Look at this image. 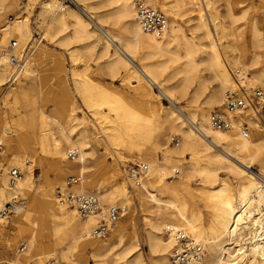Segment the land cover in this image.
Wrapping results in <instances>:
<instances>
[{"label":"bare ground","instance_id":"6f19581e","mask_svg":"<svg viewBox=\"0 0 264 264\" xmlns=\"http://www.w3.org/2000/svg\"><path fill=\"white\" fill-rule=\"evenodd\" d=\"M17 1L0 0V14L18 4ZM78 1L79 6L83 5L80 8L70 5L62 6L60 1L56 4L55 0L47 3L46 8L52 13V24L56 31L71 25L72 35H66L63 40L86 36L93 37V43L96 44L102 39L103 53L111 57L108 59L107 67L116 73L119 69L124 71L122 82L128 86L131 97L137 98L136 105L143 109L144 113L141 114L133 110L128 103L119 102L115 96L111 102L107 99L104 101L98 99L93 102L87 94L89 88L84 86L80 88V95L86 106L99 122L104 123L101 143L104 142L107 153L112 155L111 149L116 153H120V150H127V152L134 150L137 161L147 165V171L142 180L137 183L131 182V185L137 191L139 207L147 221L148 249L154 255L155 264H174L170 258L176 241L171 235L163 236L166 225L183 229L190 237L203 244L204 249L200 258L189 261L187 264H264V123L258 115L249 110L247 113L244 111L242 116L235 117L232 128L213 129L207 123L208 111L204 109L203 103H198L194 109L187 110V115H184L173 106L172 87L164 86L160 80V75L170 68L169 64L184 59L181 66L174 68L173 71L170 70L171 75L182 76L177 84L182 95L195 81L191 91V97L195 98L199 93L205 92L206 86L205 78L196 77L194 71L201 63H205L210 79L217 83V88L207 92L205 96L204 103L209 107L213 103L221 104L222 90L227 91L233 87L235 89L237 81L264 86V65L255 66L258 62L264 61V50L259 49L254 54L245 53L241 28L234 26V23L239 17H243L246 11H255L264 19V0H258L255 3L251 0L226 1V10L232 23L231 33L240 39L238 44L241 47L240 52L236 55L234 53L231 59L223 55L217 44L218 36L214 32L217 30V22L210 19L208 15L207 0H197L194 3L198 11L195 26L199 29L203 28L202 35L208 39L202 51L204 54L202 57H198L195 43L182 32V27L174 19V14L167 11L168 7L163 0H145L153 7L158 5L166 10L170 17L168 33L166 34L164 30L160 36L141 31L135 19L132 0H103L109 4L116 3V8L113 11H103L102 14L94 10L96 5L93 3L86 0ZM244 1H246L245 4L238 7ZM235 9H239V12ZM101 16H113L120 20L127 17L128 23L123 26L125 34L117 35L101 26L99 24ZM69 19H72V24ZM247 26L251 43L259 48L264 46V34L257 18H249ZM3 31L4 38L6 34L28 35L30 33L28 16L24 15L21 18L16 16L13 21L5 25ZM177 40L181 41V52L171 49L172 45H176ZM39 43L40 41H36L34 46ZM40 45L39 51L42 52L44 44ZM139 49L143 53L140 60L159 57L167 52L171 55L169 59H156L149 63L138 64L135 62V57ZM39 58L42 64L38 84L40 110L43 111L46 103H53L52 112L38 114L40 125L37 135L34 113L31 111L30 123L25 128L24 136H16L15 141L10 138L8 127L4 124L0 125V145L3 143L6 146L7 153H10L9 163L20 168L22 173L11 186L7 183L4 172L0 177V209L4 204H10L9 218L13 226V234L10 235L6 234L4 229L0 230V242L12 247L14 240L23 238L27 247L24 252L16 251L15 260L9 264H29L30 262H32L30 264H46L49 258H53L56 264L60 262L80 264L82 259H72V253L81 251L87 246L91 248L90 256L97 264H143L134 232L132 231L127 239L124 237L126 224L116 221L111 228V234L117 243L124 246L121 252H112L109 242L92 238L91 231L96 225V219L107 207L116 206L115 204L118 203L122 212L129 210V218L134 207L128 198L126 181L119 175L115 164L107 171L102 170L105 175L100 180H95L86 173L89 169H94L96 173L101 171L97 168V163L88 165L90 158L94 157L95 148L87 138V131L85 129L75 131L74 126H67L68 121L78 120L80 123L83 119L72 115L75 109L74 101L67 97L69 90L64 78L59 75L56 84L49 82L48 70L54 73L61 69L59 59H54L52 65L46 66L42 61L43 58L41 56ZM232 69L235 73L237 71V75L232 74ZM10 71L6 57L2 56L0 85L6 83ZM241 78L244 80L241 81ZM153 84L158 86L159 95L167 97L172 102L171 105L154 102L158 94L153 92ZM246 89L248 90L249 87L247 86ZM22 93L26 95L25 90H22ZM103 103L109 105V109L115 113L113 118L99 110ZM241 118L252 124L256 135L241 134L238 129ZM194 124L201 130L202 135L194 130ZM49 125H54L59 138L53 137L49 147H44L43 142L48 134H53ZM168 132L180 134L181 144L179 146L178 142L174 147L165 146L163 153L166 159L160 161L156 157L160 147L159 141ZM36 135L40 150L49 154L51 158L49 164L55 180L62 179L65 171L89 177L86 181L84 178L81 179L74 189L92 191L94 190L92 187L95 186V194L97 197L100 194L107 204L106 207L100 206V213L78 218L74 208L68 210L67 207L59 204L46 187L42 191L37 206L33 205L31 200H22V195H27L32 189L34 180L31 163H24L26 160L29 161V158L22 159V156H26L29 148H33L35 141L33 139H36ZM150 140L152 141L150 147L142 145V142ZM72 148L78 150V157L71 161L67 158V151ZM184 152L191 154L190 159L182 158ZM254 160H257L260 165L257 173L251 170ZM201 161L204 162L199 164ZM180 168L210 185L220 180L214 187H201L197 190L205 206L211 211L206 224L202 212L193 206L194 194L188 190V187L182 186V183L170 186L164 182L169 171H179ZM220 169H225L236 179V190H233L225 178H219ZM114 176H120V182L106 186V182H110ZM155 186H158V192H155ZM182 191L185 194H181ZM163 195L166 196L163 198ZM60 232L63 234L61 240L67 241V246L60 252V260H58L51 240L54 233Z\"/></svg>","mask_w":264,"mask_h":264},{"label":"rangeland","instance_id":"374dc122","mask_svg":"<svg viewBox=\"0 0 264 264\" xmlns=\"http://www.w3.org/2000/svg\"><path fill=\"white\" fill-rule=\"evenodd\" d=\"M53 0H18V4L7 8L0 14V25H7L10 21H13L16 16L23 17L24 15L28 16V24L30 33L26 34H18V35H8L6 37H14L17 39L21 46L29 44L33 38H40V43L33 47L32 54L29 62L27 63L24 71L21 73L20 76L16 78L15 81L10 82L8 80V76L6 79V83L0 85V125L4 124L8 127L10 132V138L15 141V137H23L25 133V128H27L29 122V113L32 111L34 113V121H35V131L37 135L39 134V125L40 120L38 114L40 113H51L53 108V103H46L43 107V111H41V102L39 100V91H38V84H39V75L41 69V61L39 60V56L43 59L42 61L46 66L52 65L54 59H59L60 70L57 71H50L49 72V82L55 83L57 77L62 75L69 90L67 97L74 101L75 109L72 111V115L82 118L83 120L79 123L78 120L76 121H68L67 126L71 125L75 127V131L79 130H86L87 131V138L89 139L90 144L92 145L95 151L94 157L90 158L88 165H92L97 163V168L100 169L101 172H95V170H88L86 173L91 175L92 178L95 180H100L105 174L102 170L107 171L111 169L113 164L119 170V175L122 176L127 185L128 190V198L132 203L133 211L130 214L129 218V210H125V213L120 210V216L116 220L117 222L120 221L125 225V235L126 239L130 236L132 231L137 239L139 244V249L141 252V257L143 260V264H155L154 255L150 253L148 249L147 243V221L144 218L143 212L140 210L139 207V199L137 196V191L131 185V182L126 176V166L139 162L137 158L134 156L136 152L134 150L128 151L127 150H120V153H116L113 149H111V153H107L104 148V142L101 143L102 138V126L104 125L103 122H99L92 114L91 110L86 106L83 98L80 95V88L84 86L85 88H89L87 91L90 100L96 102V100H110L113 101L115 98L121 103H128L130 107L133 108L135 111H139L143 114V109L136 105L138 103L137 98L131 97V93L128 90V86L122 82V77L125 75L124 71L119 69V72L111 71L107 67L108 59L111 57L108 54L103 53V44L102 39L97 42L96 44L93 43V37H81V38H69L68 40H63L66 35H72V27L71 25L67 28L56 31L54 25L52 24V13L49 12V9L46 8L47 3H51ZM78 1V0H77ZM88 2L93 3L95 6V11L99 12L100 14L103 11H113L116 8V3H106L103 0H86ZM197 0H163L168 7L167 11H171L174 14V19L178 22L179 26L182 27V32L187 35L192 41L195 43L196 48L198 49V57H202L203 49L206 47L208 43V39L202 35L204 29L196 28V15L198 11L196 10L197 5L194 4ZM227 0H207L208 3V15L210 19H214L217 22V30H214L217 33V44L221 48V52L223 55L227 56L228 59L230 57L238 54L241 50L239 43L240 39H237L234 34L231 33V25L230 18L227 13L226 7ZM252 2H257L258 0H251ZM59 0H55L57 4ZM79 2V1H78ZM246 1L240 3L238 7H242ZM62 6H69L61 4ZM150 5V4H149ZM83 5L80 4V7ZM151 6V5H150ZM157 9L163 12L166 17V27L165 32L168 33V23L170 20L167 11L161 8L160 6H155ZM237 9V8H236ZM239 12V9L236 10ZM203 12V11H202ZM256 17L259 25L262 29V34H264V19L261 18L260 14L256 13L255 11H246L243 17H239L238 20L234 23L235 27L241 28L242 32V40L244 44L245 53L254 54L259 49L264 50V46L261 48L257 47L250 40L248 36V26L247 22L249 18ZM72 19H69L70 24H72ZM8 22V23H7ZM99 23V22H98ZM128 23V18L124 19H117L116 17H103L101 16V22L99 23L101 26L110 29L114 34L117 35H124L123 26ZM4 25V27H5ZM247 31V32H246ZM4 32V31H3ZM179 34V33H178ZM40 44H44L43 51L40 52ZM176 45H172V50H178V52L182 51V44L180 40H177L175 43ZM179 46L177 47V45ZM228 45V46H227ZM253 45V46H252ZM205 46V47H204ZM231 46V47H230ZM240 48V49H239ZM233 51V52H232ZM229 54V55H228ZM170 53H165L162 56H155L153 58H146L143 60L142 56L143 53L139 49L136 52L135 62L138 64L143 62L144 64L150 61H154L156 59H169ZM138 57V58H137ZM137 58V59H136ZM184 59H180L172 64H169L170 68L165 70L160 75V80L164 86L172 87V101L173 106L182 112L184 115H187V110H192L196 107L198 103L205 105L204 109L208 111V113L213 109H220L221 104L213 103L212 106L205 104V96L212 90L217 88V83L210 79L208 74V68L206 67L205 63H201L194 71V75L197 77L201 76L205 80V92L199 93L197 97H191V91L194 88L195 81L190 84L186 93L182 95L180 90L177 87L178 82L181 80L180 74L171 75V71L174 68L181 66ZM264 65V61L258 62L255 66L260 67ZM172 69V70H171ZM171 70V71H170ZM250 71V70H249ZM248 72V70H247ZM11 73V71H10ZM52 74V75H51ZM231 76V73H229ZM232 74L237 75L232 69ZM231 78H233L231 76ZM8 80V81H7ZM256 82V81H255ZM246 87L253 88L255 86H261L260 84L250 85L246 81L244 82ZM54 84V85H55ZM175 86V87H174ZM24 88V89H23ZM234 88V87H233ZM22 90L26 91V95L22 93ZM152 90L154 93H157V97H155L154 102L156 104L162 103L164 105H171L172 102L165 96L159 95V88L156 84L152 85ZM226 89H223L220 93V96L223 98ZM189 92V93H188ZM208 92V93H207ZM116 94V95H113ZM120 96V97H119ZM188 96V97H187ZM31 97V98H30ZM115 99V100H116ZM33 102H32V101ZM132 101V102H130ZM200 101V102H199ZM32 104V105H31ZM99 110L109 115L110 117H114L115 113L109 109V105L103 103L100 105ZM247 113V111H245ZM254 116V115H253ZM254 118H256L254 116ZM250 127L249 134L256 135L255 129L251 123H248ZM53 134H48L46 140L43 142L44 147H49L50 142L52 141L53 137H57L58 133L54 125H49ZM23 132V133H22ZM36 135V139L33 142V148H29L26 156H22L23 158H29V161H24L25 164L32 165V170L34 173V180H33V187L27 195H22V200L30 201L31 203L37 206L39 203V199L41 198L42 191L46 187L49 190V193L55 198V190L57 187H61L63 184L64 179L68 175H72V172L65 171L63 174V178L60 180L54 179V174L52 168L50 167V156L46 152H42L40 150V145L37 143L38 136ZM170 135H177L179 138V146H180V134L168 132L165 137L161 138L159 141L160 147L156 152V157L163 161L166 159L163 151L164 147H174L169 143V136ZM95 139L99 141H94ZM13 141V143H14ZM142 145L145 147H150L152 145V141H144ZM2 152L0 155V167H3V172H5V168L9 166H13L9 163L10 153H7L6 146L1 143ZM130 153L132 155H130ZM33 155V157H32ZM132 156V158L129 157ZM127 156V157H126ZM191 154L189 152H184L182 158L190 159ZM34 158V159H33ZM204 161L199 162L203 163ZM260 165L257 160L253 161V165L251 170L254 173L259 171ZM20 173L21 169L19 168ZM45 174H44V173ZM89 172V173H88ZM22 175V173H21ZM120 176H114L110 182H106V186H110L111 183H119ZM219 178L223 177L231 184L233 190L237 188L236 179L232 176V174L228 173L225 169H220L218 171ZM88 180L89 177L83 176L82 179ZM91 180V179H89ZM165 184L170 186L175 184L182 183V186L188 187V190L194 194L193 197V206L199 209L203 214V220L206 224L209 221L211 211L205 206V202L199 194L197 193L198 188L201 187H214L219 184V181H216L214 184L210 185L204 182L202 179L195 175H189L185 169L180 168L179 173L177 175L172 176V172L169 171L166 174L164 179ZM155 192H158V186H155ZM94 190H87L89 192L96 193L95 186L92 187ZM184 191L181 192L183 194ZM185 194V193H184ZM166 195H163V198ZM21 197V195L19 196ZM26 197V198H25ZM98 199L100 206L103 205L106 207V201L98 194ZM58 202V201H57ZM116 206L119 207V204L116 203ZM67 207V206H65ZM70 210L71 207H67ZM104 212V211H103ZM11 215L10 211L5 219L4 223L1 226L0 230H5L6 234L10 235L13 234V226L11 225V220L9 216ZM76 216L80 218L77 213ZM98 216L97 219H99ZM96 219V220H97ZM115 221V222H116ZM97 223V221H96ZM115 223L111 224L109 227V232L104 237H92L94 240L97 241H105L110 243V247L112 246V252H121L123 249L122 244H118L116 239L111 234V228L114 226ZM96 226V225H95ZM94 226V227H95ZM93 229V228H92ZM164 236V235H163ZM165 237V236H164ZM63 234L54 233L52 236V245L55 247V257L56 259L60 260V252L62 249H65L67 246V241H62ZM126 242V241H125ZM124 243V242H123ZM27 249L26 242L23 238H17L14 240V246L9 247L4 242H0V264H9L15 260L16 251L24 252ZM90 247H86L85 249L79 251H75L72 253V259L77 260L81 258L80 264H97L95 259L90 256ZM34 255V253H32ZM32 263V262H30ZM29 263V264H30ZM62 264V262H60Z\"/></svg>","mask_w":264,"mask_h":264},{"label":"built area","instance_id":"2783aa9c","mask_svg":"<svg viewBox=\"0 0 264 264\" xmlns=\"http://www.w3.org/2000/svg\"><path fill=\"white\" fill-rule=\"evenodd\" d=\"M61 4L76 6L80 8L76 0H59ZM135 8V19L139 24L142 32L153 33L160 36L166 27V17L162 11L156 7L150 6L145 0H132ZM4 25H0V59L5 56L11 68V73L8 80L13 82L24 71L32 54V48L36 41L40 38H33L29 44L21 46L14 37H3ZM237 72V71H236ZM244 78H241L243 81ZM234 89L225 91L220 109H213L207 115L208 125L216 130H228L234 126V119L236 116H242L244 111L251 110L258 115L262 123H264V87L256 86L246 89L243 83L238 84ZM194 130L202 135L201 130L196 124L193 125ZM238 129L242 135L249 134L250 127L247 120L241 118L238 123ZM179 138L177 135L169 136V143L177 146ZM2 147L0 145V155ZM78 157V150L76 148L67 151V158L75 160ZM147 165L141 162H136L126 166L125 172L127 178L132 182H139L145 176ZM7 176V183L14 185L16 180L20 178L21 173L18 167L9 166L5 168L4 172ZM178 170L172 171V176L177 175ZM3 174V167H0V177ZM81 175H68L61 187L55 190V198L58 203L67 207L74 208L77 215L85 218L89 215H95L101 212L100 203L97 195L88 191H76L74 186L80 183ZM10 204H4L0 209V228L9 214ZM120 216V208L118 206H109L97 219L96 226L91 231L92 237H104L109 232L111 224ZM163 235L166 237L171 235L176 244L173 249L171 260L174 264H187L189 261H196L200 258L203 252V244L190 237L183 229L173 228L166 225L163 229ZM46 264H56L53 258H49Z\"/></svg>","mask_w":264,"mask_h":264}]
</instances>
